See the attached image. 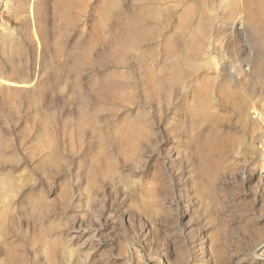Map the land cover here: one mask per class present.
I'll return each instance as SVG.
<instances>
[{
  "label": "rangeland",
  "instance_id": "rangeland-1",
  "mask_svg": "<svg viewBox=\"0 0 264 264\" xmlns=\"http://www.w3.org/2000/svg\"><path fill=\"white\" fill-rule=\"evenodd\" d=\"M263 1L0 0V264H264Z\"/></svg>",
  "mask_w": 264,
  "mask_h": 264
},
{
  "label": "bare ground",
  "instance_id": "bare-ground-1",
  "mask_svg": "<svg viewBox=\"0 0 264 264\" xmlns=\"http://www.w3.org/2000/svg\"><path fill=\"white\" fill-rule=\"evenodd\" d=\"M259 1V0H258ZM264 2V1H263ZM260 6H261V3H260ZM263 6V5H262ZM259 12V11H258ZM203 42H201V41H199V39L198 38H196V39H194L193 41H191L190 42V44H189V49H190V51L193 53V56H188V55H186V54H182V55H180V57L182 58V62H183V64L181 65V66H179L177 69H178V71H177V75L176 76H174V77H172V79L174 78L175 79V82H180V84H183L184 82H185V80L187 79V78H190V77H192V69L194 70V68H195V61H196V59H197V57L200 55V53L202 52V49L204 48V44H202ZM201 58V57H200ZM194 66V67H193ZM189 67H192V68H189ZM191 69V70H190ZM260 73V72H259ZM175 75V74H174ZM262 75V74H261ZM257 76L259 77V75L257 74ZM173 79V80H174ZM258 79H260V78H258ZM261 79H262V77H261ZM257 82V81H256ZM255 87H257V89H258V86H256V85H253V88L252 87H250L249 89L251 90V88H252V90L254 91L256 88ZM166 88V87H165ZM247 89V88H246ZM251 90V91H252ZM243 91V90H242ZM249 90H247L246 91V93L244 92V94H241V93H237V94H239V96L238 97H234L235 96V94H234V96H233V104H234V106H235V109H236V112H237V114L239 115V117H240V119H241V121L243 122V124H245L247 121H249V118H248V115H249V113H248V110L249 109H251V108H253V105H255V102L253 101V93L252 92H250V93H252L250 96H249V94L247 93ZM209 92V93H208ZM208 92H207V94H208V96H207V99H209L210 97H209V95H210V93H212L210 90H208ZM235 92V91H234ZM260 92V91H259ZM246 94H248L247 96H246ZM255 94V93H254ZM200 95V94H199ZM203 95V94H202ZM212 95V94H211ZM201 96V95H200ZM257 96V95H256ZM206 97V96H205ZM211 99V98H210ZM255 99V98H254ZM205 101H206V99H205ZM256 101V100H255ZM205 103V102H204ZM205 105V104H204ZM257 128V127H256ZM226 136V135H225ZM235 136H232V137H228L229 138V140L231 141V143L232 144H234V145H236V143H238L239 141H241L242 139L240 138L239 139V141L237 142V139L236 138H234ZM239 138V137H238ZM221 139H219L218 141H216V142H214V143H216V145H218V143L220 144L221 143V141H220ZM220 141V142H219ZM213 143V144H214ZM223 143V142H222ZM221 143V144H222ZM221 146H219V147H217V148H220ZM204 163V162H203ZM210 165H212L213 166V164H211L210 163ZM215 165V164H214ZM207 166V165H206ZM211 169H212V167H210Z\"/></svg>",
  "mask_w": 264,
  "mask_h": 264
}]
</instances>
